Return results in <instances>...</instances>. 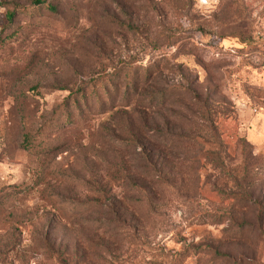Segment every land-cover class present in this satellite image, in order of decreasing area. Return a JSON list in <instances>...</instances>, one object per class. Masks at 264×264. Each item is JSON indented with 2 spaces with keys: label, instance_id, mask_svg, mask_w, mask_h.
Listing matches in <instances>:
<instances>
[{
  "label": "rangeland",
  "instance_id": "rangeland-1",
  "mask_svg": "<svg viewBox=\"0 0 264 264\" xmlns=\"http://www.w3.org/2000/svg\"><path fill=\"white\" fill-rule=\"evenodd\" d=\"M0 5V264H264V0Z\"/></svg>",
  "mask_w": 264,
  "mask_h": 264
},
{
  "label": "built area",
  "instance_id": "built-area-1",
  "mask_svg": "<svg viewBox=\"0 0 264 264\" xmlns=\"http://www.w3.org/2000/svg\"><path fill=\"white\" fill-rule=\"evenodd\" d=\"M5 15V10L4 8L0 5V28H1V25H2V22H3V17Z\"/></svg>",
  "mask_w": 264,
  "mask_h": 264
},
{
  "label": "trees",
  "instance_id": "trees-1",
  "mask_svg": "<svg viewBox=\"0 0 264 264\" xmlns=\"http://www.w3.org/2000/svg\"><path fill=\"white\" fill-rule=\"evenodd\" d=\"M42 2H44V0H33V3H34V4H40V3H42ZM2 25H3V22H2ZM2 25H1V27H2ZM0 29H1V28H0ZM185 139H187L188 142H189V137H186V136H185Z\"/></svg>",
  "mask_w": 264,
  "mask_h": 264
}]
</instances>
